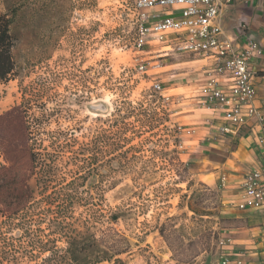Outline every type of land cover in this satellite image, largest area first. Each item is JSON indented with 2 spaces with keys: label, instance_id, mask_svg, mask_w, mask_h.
<instances>
[{
  "label": "rangeland",
  "instance_id": "rangeland-1",
  "mask_svg": "<svg viewBox=\"0 0 264 264\" xmlns=\"http://www.w3.org/2000/svg\"><path fill=\"white\" fill-rule=\"evenodd\" d=\"M134 2L0 0L14 39V73L0 82V209L59 249L65 233L90 234L126 264H215L232 219L172 115L203 63L136 53L147 11Z\"/></svg>",
  "mask_w": 264,
  "mask_h": 264
},
{
  "label": "built area",
  "instance_id": "built-area-1",
  "mask_svg": "<svg viewBox=\"0 0 264 264\" xmlns=\"http://www.w3.org/2000/svg\"><path fill=\"white\" fill-rule=\"evenodd\" d=\"M233 1L135 0L134 9L147 11V14L141 16L137 26L133 49L140 54L187 56L205 62L206 85L201 89L198 102L202 106L220 108L218 138L235 136L250 122L258 127L254 139L259 150V166L243 179L245 203L240 208L246 205L264 208V105L255 104L256 75L250 68L254 60L262 56V50L252 40L239 48L224 37L218 18ZM138 70L143 72L145 67L139 66ZM151 87L161 92L158 82H153ZM161 98L165 102L170 100L167 96ZM229 242L228 238L219 241L215 264H243L240 260H232L222 248Z\"/></svg>",
  "mask_w": 264,
  "mask_h": 264
},
{
  "label": "crops",
  "instance_id": "crops-1",
  "mask_svg": "<svg viewBox=\"0 0 264 264\" xmlns=\"http://www.w3.org/2000/svg\"><path fill=\"white\" fill-rule=\"evenodd\" d=\"M156 11L159 13L160 9ZM218 25L234 47L241 48L252 40L261 48L262 56L254 60L250 68L256 75L255 104L264 105V0H234L220 13ZM191 60L203 63L200 67L203 76H199L202 81L196 88L187 85L192 92L187 90L185 95L179 94L182 98L172 114L174 123L193 131L197 146L186 155L198 159L193 162L194 169L200 172V178H208L209 187L220 192L227 218L232 219L230 228L223 230V238L230 242L222 248L232 260H240L243 264H264V208L251 205L240 208L245 203L243 179L259 166V150L254 139L258 127L250 122L237 135L219 139L216 128L221 122L220 108L202 106L198 102L201 89L206 85L205 62Z\"/></svg>",
  "mask_w": 264,
  "mask_h": 264
},
{
  "label": "trees",
  "instance_id": "trees-1",
  "mask_svg": "<svg viewBox=\"0 0 264 264\" xmlns=\"http://www.w3.org/2000/svg\"><path fill=\"white\" fill-rule=\"evenodd\" d=\"M10 25L11 20L0 15V82L9 80L14 73L11 53L14 39ZM12 215L17 217L18 213ZM14 229L22 230V234L13 236ZM62 240L66 247L59 249L54 244V238L48 235L41 238L0 209V264H21V260L32 264H126L119 258L125 252L106 246L93 235L65 233ZM24 241L27 249L23 247ZM43 254L47 256L40 259ZM79 257H82L81 260Z\"/></svg>",
  "mask_w": 264,
  "mask_h": 264
}]
</instances>
